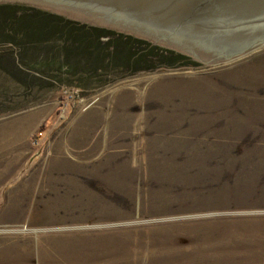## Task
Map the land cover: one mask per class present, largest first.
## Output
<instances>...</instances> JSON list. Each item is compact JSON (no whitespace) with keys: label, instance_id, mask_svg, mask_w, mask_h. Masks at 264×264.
Returning <instances> with one entry per match:
<instances>
[{"label":"rangeland","instance_id":"obj_1","mask_svg":"<svg viewBox=\"0 0 264 264\" xmlns=\"http://www.w3.org/2000/svg\"><path fill=\"white\" fill-rule=\"evenodd\" d=\"M0 4L178 54L68 69L58 43L0 34V264H264V41L204 62L76 7Z\"/></svg>","mask_w":264,"mask_h":264},{"label":"water","instance_id":"obj_2","mask_svg":"<svg viewBox=\"0 0 264 264\" xmlns=\"http://www.w3.org/2000/svg\"><path fill=\"white\" fill-rule=\"evenodd\" d=\"M156 34L209 62L264 41V0H37Z\"/></svg>","mask_w":264,"mask_h":264},{"label":"trees","instance_id":"obj_3","mask_svg":"<svg viewBox=\"0 0 264 264\" xmlns=\"http://www.w3.org/2000/svg\"><path fill=\"white\" fill-rule=\"evenodd\" d=\"M21 10L16 4H0V34H6L10 42L21 45L24 50L26 45L32 47L35 43H58L59 64L65 65L68 69L78 66L75 62L76 57L86 58L91 67L94 69L99 67L100 70H133L140 64L153 61V58L174 61L178 57L174 52L166 55L158 51L157 47H146L144 43L147 42L131 36L117 35L114 36V40L102 43L100 37L104 31L100 28H89L34 8L26 7L24 11ZM21 55L24 61V52Z\"/></svg>","mask_w":264,"mask_h":264},{"label":"bare ground","instance_id":"obj_4","mask_svg":"<svg viewBox=\"0 0 264 264\" xmlns=\"http://www.w3.org/2000/svg\"><path fill=\"white\" fill-rule=\"evenodd\" d=\"M83 152H85V151H83Z\"/></svg>","mask_w":264,"mask_h":264}]
</instances>
